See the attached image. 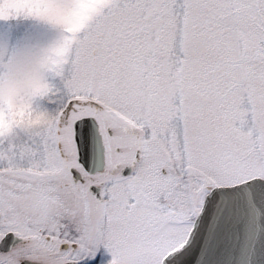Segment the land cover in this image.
Instances as JSON below:
<instances>
[{"label":"snow or ice","instance_id":"1","mask_svg":"<svg viewBox=\"0 0 264 264\" xmlns=\"http://www.w3.org/2000/svg\"><path fill=\"white\" fill-rule=\"evenodd\" d=\"M0 264H264V0H0Z\"/></svg>","mask_w":264,"mask_h":264}]
</instances>
